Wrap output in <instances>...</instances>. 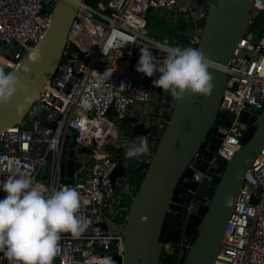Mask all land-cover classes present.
Returning a JSON list of instances; mask_svg holds the SVG:
<instances>
[{"label":"built area","instance_id":"obj_1","mask_svg":"<svg viewBox=\"0 0 264 264\" xmlns=\"http://www.w3.org/2000/svg\"><path fill=\"white\" fill-rule=\"evenodd\" d=\"M60 1L0 0V65L5 71L19 70L28 50L43 40L53 18L52 2ZM182 1L101 0L95 4L74 0L75 17L56 72L24 117L0 132V184L10 176H25L46 191L67 187L81 195L77 215L88 221V228L79 238L61 233L53 264H123L116 256L123 257L121 229L130 203L122 194L116 195L111 175L126 158L104 150L130 108L153 97L152 80L160 73L148 77L136 71L140 49L146 46L163 60L168 48L177 47L148 34L149 12L187 9ZM65 2L70 5L69 0ZM260 11H264V0H252L251 18ZM206 14L201 6L192 27L182 32L183 45L197 47ZM114 30L127 34L134 43L114 47L106 56L100 45ZM254 38L245 33L226 68L228 78L219 112L224 124L216 126L224 134L215 158L230 160L241 148L247 129L242 113L258 115L264 108V27ZM120 61L123 67L118 66ZM112 104L117 115H108ZM164 107L154 125L160 138L168 123ZM74 134L78 160L83 165L91 160V164L88 174H75L71 184H63V152ZM54 138L55 148L51 146ZM124 192H129V185ZM5 196L0 188V199ZM103 214L116 229L108 223L105 228ZM181 246L165 243L163 250L172 255ZM110 250L114 251L111 255L107 254ZM2 264L8 261L4 259ZM213 264H264V145L244 174Z\"/></svg>","mask_w":264,"mask_h":264},{"label":"water","instance_id":"obj_2","mask_svg":"<svg viewBox=\"0 0 264 264\" xmlns=\"http://www.w3.org/2000/svg\"><path fill=\"white\" fill-rule=\"evenodd\" d=\"M65 1L68 0L52 2L55 9L51 25L36 46L41 53L39 61L33 63L27 55L21 68L16 71L23 87L18 89L9 104L0 105V132L24 117L57 70L75 17L74 0H69L70 5ZM89 1L96 4L101 0ZM207 5L196 48L213 62V67L209 69L214 76L211 96L186 94L178 101L153 85V80L161 74L154 78L153 97L147 103H172L171 117L157 147L147 160L138 162L133 158L124 159L111 175L116 195L122 193L121 185L127 186L134 179L140 180L133 194L127 222L121 229L125 248L123 257L116 256V259L123 264H166L161 261L165 243L182 244L176 264H213L244 174L264 145V108L258 115L243 112L241 119L247 124V129L241 138V148L230 160L215 158L222 142L215 132L216 126L224 124L219 112L228 78L226 68L245 33L253 36L260 34L264 27V11L251 18L252 0H208ZM194 12L195 8L184 9L176 17L188 20L191 25ZM177 25L186 27L182 23ZM174 45L191 47L179 41ZM28 96L32 99L26 102ZM19 105L24 106L20 108ZM108 115H117L114 104L108 110ZM131 129L135 136L151 132L144 121L135 122ZM71 141L63 152V184H71L75 174L83 168V163L75 154V134ZM197 153L199 155L195 158ZM188 176L194 179L189 190L191 196L199 200L195 205L191 204L189 198L181 200L177 197L179 187ZM43 178L47 179L45 171ZM169 210L178 213L184 221L183 227L169 226L165 222ZM103 215L105 228L108 223L112 229H116L114 222Z\"/></svg>","mask_w":264,"mask_h":264},{"label":"clouds","instance_id":"obj_3","mask_svg":"<svg viewBox=\"0 0 264 264\" xmlns=\"http://www.w3.org/2000/svg\"><path fill=\"white\" fill-rule=\"evenodd\" d=\"M132 43L130 36L114 30L100 46L107 56L114 47ZM40 57L38 47L28 50V59L33 63ZM212 67V60L194 47H170L161 60L150 48L143 46L136 71L148 77L159 72L161 75L153 80V85L181 101L186 94L211 96L214 76L209 69ZM21 87L16 71H5L0 65V105L9 104ZM31 99V96L26 97V102ZM56 145L54 138L51 146L55 148ZM148 152V140L143 137L138 144L131 143L125 154L131 159ZM0 188L6 193L0 199V253H3L0 264L4 259L8 264H53L61 233H71L74 238H79L88 228V221L77 215L82 198L75 188L46 191L25 176H10ZM228 204H231V198Z\"/></svg>","mask_w":264,"mask_h":264},{"label":"crops","instance_id":"obj_4","mask_svg":"<svg viewBox=\"0 0 264 264\" xmlns=\"http://www.w3.org/2000/svg\"><path fill=\"white\" fill-rule=\"evenodd\" d=\"M188 2H189V0H183L182 5L185 6L188 4ZM181 10H184V9L180 7L175 12H166L163 10H159V11L153 10L150 12V15L148 18V25L151 23L153 18H155L156 26L158 27V29L161 28L163 31L161 33L162 34L161 37H163L164 39L171 40L172 41V42L170 41L171 45L175 44V42H177V41L182 42L181 39H183V38L185 39L182 32L185 30H188L192 27V24L188 25L186 27H179L177 25L178 19H177L176 15ZM148 25H147V27H148ZM181 30H182V32L180 33L179 31H181ZM170 32H172V35ZM156 39L160 40L161 42H164L161 39H158V38H156ZM164 43H167V42H164ZM184 43L182 42V44H184ZM167 44H169V43H167ZM139 105L142 106V104H139ZM161 110H163V109L161 108L160 111ZM155 112H156V106L155 107L149 106V108H147V110H145V108L143 106L141 109H138L136 107V104L133 105L130 108L129 113L125 117V119H123L121 122H119V128H118L117 132L111 137V139H110L109 143L107 144V147L105 148L104 151H106L110 154H120L124 158L130 159L125 154L129 145L131 143H137L138 144L143 137H147L149 152L147 154L142 155V156L133 158L134 160H136L138 162H144L145 160H147L149 158V156L151 155V152L157 147L159 140H160V137L158 136V134H156V130H155V126H154L156 120L159 118V116L156 115ZM125 120H128L127 121L128 123H126ZM137 121L146 122L147 126L150 127V129H151L150 134L143 135V136L133 135L131 126H132V124H134ZM70 143H72V141H70ZM75 154L77 155L76 151H75ZM90 164H91V160L90 161L86 160L84 165H83L82 170L77 172L76 174L78 176H85L86 174H88ZM137 182H138V180L134 179L129 184V192L128 193L124 192V185H121L120 191L122 192L121 194L126 201H128V200L132 201L133 194L138 189Z\"/></svg>","mask_w":264,"mask_h":264},{"label":"flooded vegetation","instance_id":"obj_5","mask_svg":"<svg viewBox=\"0 0 264 264\" xmlns=\"http://www.w3.org/2000/svg\"><path fill=\"white\" fill-rule=\"evenodd\" d=\"M207 1L208 0H189L187 9L195 8V12H194L195 14L194 15H196L201 6L204 7L205 9H208ZM194 15H193V20H194ZM187 21L188 20L183 21L181 19H178V23H182L185 26L189 25V23ZM163 103H165V102L163 101V102H160L158 104H151V106L155 107V106H158V105L163 104ZM166 105L167 104H163V106H165L164 111H168ZM223 134H224V131L217 129L216 136L223 138ZM193 184H194L193 177L188 176L185 179V181H183L182 185L179 187L177 197L181 200H187L189 198L191 201V204L195 205L199 202V200L196 197L191 196V194H190L191 191L189 190V188H191V186H193ZM177 214L178 213L176 211L169 210L167 213L165 222L169 226H173V227H177V228L183 227L184 221ZM166 264H174V263L166 262Z\"/></svg>","mask_w":264,"mask_h":264},{"label":"rangeland","instance_id":"obj_6","mask_svg":"<svg viewBox=\"0 0 264 264\" xmlns=\"http://www.w3.org/2000/svg\"><path fill=\"white\" fill-rule=\"evenodd\" d=\"M147 32H148V34H149L150 36L155 37V38H158V39H161V40H163L164 42H167V43L170 44V41H171V40L164 39L163 37H161V35H162L161 33H162L163 31H162L161 28L158 29V27L156 26V20H155V18H153V20L151 21V23L148 25V27H147ZM170 33H171V35H172V32H170ZM170 38H171V37H170ZM182 38H183V37H182ZM257 38H258V36H255L254 39H257ZM181 41L184 43V42H186V39L183 38V39H181ZM171 42H172V41H171ZM118 63L121 64L122 62L120 61V62H118ZM172 105H173L172 103H169V104L166 105L167 110H168L169 112L172 110ZM142 106L145 108V110H147V108H149V106H151V104L146 103V104H142ZM142 106L139 105V104H136V107H137L138 109H141ZM171 113H172V112H171ZM127 121H128V120H125L126 123H128ZM127 126H128V125H127ZM129 126H130V125H129ZM162 134H163V133H162ZM162 134H161V135H162ZM47 166H50V159L48 160ZM45 183H46V184H49V181H48V180H45ZM139 184H140V180H138V182H137V187H139ZM127 202L131 204V200H128ZM113 252H114L113 250H110V251H107V254L111 255Z\"/></svg>","mask_w":264,"mask_h":264},{"label":"trees","instance_id":"obj_7","mask_svg":"<svg viewBox=\"0 0 264 264\" xmlns=\"http://www.w3.org/2000/svg\"><path fill=\"white\" fill-rule=\"evenodd\" d=\"M149 15H150V12H149ZM149 15H148V18H149ZM163 106L162 105H158V106H156V115H158V116H160V113H161V111H160V109L162 108ZM164 116H165V118L167 119V120H169L170 119V117H171V112H165L164 113ZM179 252H180V250H179V248H177L176 249V252H175V254L173 255H169V254H166V253H164L163 252V254H162V257H161V261H163V262H170V263H177V261H178V256H179Z\"/></svg>","mask_w":264,"mask_h":264},{"label":"bare ground","instance_id":"obj_8","mask_svg":"<svg viewBox=\"0 0 264 264\" xmlns=\"http://www.w3.org/2000/svg\"><path fill=\"white\" fill-rule=\"evenodd\" d=\"M1 58V57H0ZM119 67H123L124 63L118 64Z\"/></svg>","mask_w":264,"mask_h":264}]
</instances>
